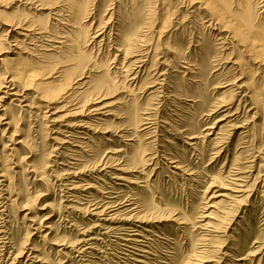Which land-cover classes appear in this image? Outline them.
<instances>
[{
  "label": "rangeland",
  "instance_id": "374dc122",
  "mask_svg": "<svg viewBox=\"0 0 264 264\" xmlns=\"http://www.w3.org/2000/svg\"><path fill=\"white\" fill-rule=\"evenodd\" d=\"M2 1L0 15L8 17L4 7L25 0ZM133 1L90 0L86 23H92L89 33L97 34L90 57L82 55L89 61L81 58L78 63L87 66L85 75L92 63L107 64L118 88L105 98L91 96L85 84L65 110L44 108L37 94L52 92L81 68L60 63L62 57L54 53L41 72L64 65L68 69L61 79L40 88L33 86L40 79L25 90L19 85L18 95L0 92V264H264V64L254 61L262 49L232 29L219 31L223 27L211 21L200 3L153 0L147 6L154 10L151 30L143 28L147 40L133 53L146 60L137 75H128L126 66L137 57L124 62L114 27L117 14L124 18ZM38 4L28 3V11L37 12ZM19 8L15 15L23 12L22 5ZM53 13L49 23L55 26L61 14ZM259 15L264 21V12ZM162 19L168 26L160 30ZM0 24L2 59L17 49L14 35ZM56 25L54 31L62 32L61 24ZM179 47L182 53L177 55ZM204 54L218 58L203 63ZM236 58L238 65H233ZM11 66L0 61V82L10 78ZM236 77L238 85L249 79L251 89L234 87V94L222 93L227 87L214 88ZM254 90L258 106L249 98ZM88 96L99 100L87 105L89 109L108 104L102 109L106 114L93 116L91 109L78 115L68 112L86 107ZM217 101L230 102L225 107L234 112L222 123L215 121L226 108L210 112ZM134 109L145 117L137 127L131 118ZM10 117L19 121L7 124ZM69 120L89 122L94 128H78L74 140L59 145L62 138L67 140L70 129L64 125ZM71 168L75 174H67Z\"/></svg>",
  "mask_w": 264,
  "mask_h": 264
},
{
  "label": "bare ground",
  "instance_id": "6f19581e",
  "mask_svg": "<svg viewBox=\"0 0 264 264\" xmlns=\"http://www.w3.org/2000/svg\"><path fill=\"white\" fill-rule=\"evenodd\" d=\"M32 1L33 0H25L24 1L25 3L23 1H20V5H22V10H23V12L26 11L27 12L26 14H24L23 12H21V14H19V15L16 14L15 15V11L17 13V10L20 9L19 8L20 5H17L15 7H12L13 5H9V7L8 6L7 7L6 6L4 7V8L9 9V12L6 13V14H9V16L8 17H1V15H0V17L2 18V20H0V23L4 24L5 29H7V31H6L7 33L6 34H8L10 32L11 35H14L13 41L15 43H13V45H15V48L17 49V50L11 49V51H10L11 54H12L11 56H9V57L6 56V57L0 59V61H2V62H4L5 60L10 61L11 62V65H12L11 67H8V68H11L10 71L8 72L10 78L3 79L0 82V92H1V94L3 93V94L18 95L19 94V91L17 89V86L20 85L22 87V89L24 88V90H25V89H27L28 87L31 86V81L33 82L34 80L36 81V80L40 79V81L38 80L39 82H37V81L36 82H33V86L35 88H40L42 86H48V85H50L52 83V81L55 80V79H57V78L58 79H61V77L63 76V73H64V69L65 70L68 69L64 65H60L59 64L60 65L59 67L51 66V67L48 68V70L46 72H44V71L41 72V69L44 70L43 67H47V63L45 64V62L48 61V59L50 57V53L59 54L62 57V60L60 61V63H64V62H68L69 61L68 64H74V63L79 64L80 63L79 61H81L82 59L83 60L85 59L83 56L86 53L90 57L89 54H91V48L92 47L89 48V46H91V44L94 42V38L96 37V34H97L96 33L95 35L94 34L91 35V33H89V30H90V28L92 26V23L89 24V25L86 23L87 20H88L87 18L89 16L88 15V7L90 5V0H54L53 2H45V1L42 2V0H36V1H39V4H38L39 7L37 9V12L28 11V10H30V8H27V4L28 3L31 4ZM261 1L263 2L264 0H261ZM179 2H180V0H179ZM179 2H177V3H179ZM181 2H183V3L186 2V3H189L190 5H195L196 3H200L202 5L201 8H203V10H205L211 16V21L212 20H215L216 24H219V26L223 27V29H220L219 31H223L224 29H232L233 30V33L236 36H242V38H246V39L249 38V39H251L250 41L252 42V44L256 43L262 49V54L259 53V55L256 56V54L254 53L257 58H255V60L254 59L253 60L254 61L257 60L256 62L260 61L261 64H264V21H262V19L260 20V15H259L260 13H263L264 12V5H262V3H261L260 6H257L256 7V5L259 3V0H181ZM153 3H154L153 0H134L133 1V4L130 5V6H132V7H130L131 9L128 11L127 14H125L126 16L125 15L123 16L124 18H122V16H120L119 14H117L118 15V18L116 20V24H115V27H114V28H116L115 29L116 30V33H115L116 35H115V38H114L115 39V44L119 48V51H122L124 53L123 56L125 55V57H126L124 59V62H125V60L127 58L129 59V58L137 57L136 59L129 61L128 68L126 66V69L128 71L127 72L128 75H130L131 73L134 74V75H137V73L139 72V70L142 67V63H144V61L146 60V59L144 60L142 58L143 56H141V55H139V56L138 55H133V53L135 54V52H137L136 50H138V47L140 45V42L142 43V41H144L146 39V38H144V37H146V35L144 36V34H143V30H144L143 28L147 27V28H149V30H151L150 28L152 27V22H153L152 15H153V11L154 10H152L150 8L148 9L147 6H151V4H153ZM168 3H170V2H168ZM180 5H182V4H180ZM10 8H14V9L13 10L11 9V11H10ZM198 8H200L199 5H198ZM257 9H258V11H257ZM46 10H47V13H44ZM52 11L54 12L53 14H55V13L56 14H61V17L60 18L58 17V19L57 18L56 19L58 20L57 23L61 24L60 31L62 29V32L54 31V28L57 27V25H56L57 23L54 24L55 26H53V24L51 22L49 23L50 17H51L50 15H51ZM62 13H65V14L62 15ZM169 13H171V11ZM165 16H166L165 18H168L167 16H169V15H165ZM257 16L259 17V19H258ZM42 20L44 21V23L41 22ZM162 20L163 21H162V23L160 25V30H162L164 28L166 29V27L168 26V24H167L168 20L167 19H162ZM179 22H180V20H179ZM111 23H113V21ZM210 24L211 23H209V25ZM213 24H214V22H213ZM58 26H60V25H58ZM216 27H217L216 28V30H217L218 29V26H216ZM63 28H65V30ZM213 28H214V25H213ZM223 39H225V38H223ZM47 41H49V42H47ZM250 41L248 40L249 43H250ZM46 43H49V44H46ZM142 45H144V43ZM249 50L252 51V49H249ZM251 51H249V52H251ZM255 51L257 53V50H255ZM144 53H146V52H144ZM180 53H182V52H180V47H179V54H178V51H177V55H180ZM260 54H261L262 58L261 59H258V57L260 58ZM7 55H8V53H7ZM216 55H215V57H216ZM219 55H221V54H219ZM212 57L215 60H217L216 58H218V56L215 58L214 56H212L210 54H204L201 59H202V62L203 63L206 60H207V62H211V61H208V60H210V58H212ZM226 58H227V56H226ZM88 61L89 60H86L85 59L84 62H88ZM124 62H122V63H124ZM219 62H220V60H219ZM222 62H223V60H222ZM238 62L239 61L236 58V60H234L232 62V64L233 65H235V64L238 65ZM29 64H32V67L31 66L29 67ZM80 65H81V68H80L79 72L77 71L78 73H76L75 75L69 76L68 79L66 78V81L65 82L63 81L62 83H60L61 82L60 81L59 82V85H56V87L53 86V87H55V89H53L52 92L46 94V92L43 91L40 94L39 93L37 94L38 98L42 102H44V104H46L44 108H48V107H50V105H55V109L58 108V109H61V110H65L67 104L70 103L71 101H73L75 94L78 93L79 88H80L79 85H85V84L87 85L88 84L89 87L87 89L90 91V93H93V94H91V96L97 94V96H100V98L101 97H104V96H106V95H108L110 93H112L113 91H115L118 88V82H116L115 81V78L110 75L111 74L109 72L110 69L106 66L107 64H105L103 62L102 63H100V62H94V63H92L91 68L90 67H89L90 69L87 68L88 69L87 73L89 74V75L86 74L87 76L85 75V72H84L87 66L84 65L85 66V68H84V66L82 64H79L78 66H80ZM133 65H136L135 69H129L130 66H133ZM214 66L215 67L218 66V63L214 64ZM208 67H209V65H208ZM232 69L234 70V68H231L229 70L232 71ZM133 70H134L135 73L132 72ZM250 71H252V70H250ZM0 72H1V69H0ZM2 74L3 73H0V75H2ZM84 76L89 78V81L88 82L87 81H81L82 79H84ZM225 76H224V78H225ZM133 78H134V76H132V79ZM230 78H231V76H229V79ZM229 79H228V81H229ZM239 80H240V77H238V78L236 77L232 81L230 80L231 82H229V83H227L225 85H222V86H221L220 83H223V82H218V83H216V86L214 88L219 89V88H226L227 87V89H225L222 93H234V94H236L235 93L236 90H234V87L236 89H241L243 87L248 88V86H250L249 88L251 89V83L252 82L250 83V80L249 79H248L247 82L244 81L245 83H241V84L238 85L237 83L239 82ZM197 81H199V79ZM235 81H237V82H235ZM224 82H226V80ZM123 83H125V82H123ZM10 86H11V88H9ZM2 88H6V90H3L2 91ZM125 88H129V87H127V85H126ZM140 88H142V87H140ZM152 88H153V86H152ZM11 89H12V92L10 91ZM128 90L130 91L129 93H131L132 90H133V88H132V90L131 89H128ZM46 91H47V89H46ZM256 92L257 91L254 90V92H252V94L249 95V98H251V100L254 99L253 102L256 103L257 106H258V104H259V100H258L259 93H256ZM247 94H248V92L246 93V95ZM2 96L3 95L0 96V100H1ZM76 96H77V94H76ZM128 96H130V95H128ZM133 97L134 96L132 95V97H130V98H133ZM96 98L92 99V97H89L83 103V104H86V107L84 105L83 108L80 109V107L77 106L76 107V110L71 111V109H70L68 112H70L73 115H78V114H81L82 112L85 113V110L86 109L87 110L89 109V106H87V105H89L91 102H94ZM230 99H232V98H230ZM230 99H228V100H230ZM197 100H199V99H197ZM98 101L99 100L95 101L94 103H96ZM239 101H240V99H239ZM215 103L216 104H213L212 105L213 108L210 109V112H212V111L215 112V111L219 110L222 107L226 108L225 106L227 104H231L230 102L229 103H225V101H217ZM25 106L28 107V104H25ZM37 106H39V104ZM64 106H65V108L62 109ZM106 107H108V104L102 105V106L101 105L100 106L97 105V106L93 107L92 109L90 108L91 110L89 109L90 110V113L89 114H92L93 116H94V114H101V113L102 114H106L107 111L106 112H103L102 111V109H104ZM237 108H236V110H237ZM222 111H224L223 114L222 115L220 114L221 116L216 121L214 120L215 122H218L219 123V122H221L223 120H226V119L230 118L231 116H233V113H234V112L231 113V111L228 109V107L226 109L222 110ZM68 112H66V113H68ZM66 113H65V116H68ZM146 113L147 112H145L144 114H146ZM147 114H149V113H147ZM59 116H62V115H59ZM131 118L134 119V121H133L134 126L137 127L138 126L137 124L140 123L139 122L140 121V118L142 120L143 117H140V115L138 113V110L137 109H134ZM9 119H10V122L11 123L9 122L7 124H12L13 122L16 123V122L19 121V119L18 118H15V117H10ZM55 119L53 118L51 120H55ZM227 124H229V123H227ZM90 125L91 124L89 122H82V121H76V122H74V121H70L69 120L64 125L65 128L70 129V130L67 131L68 134H69V135L67 134V136H66V139L67 140H64V138H62V142H59L58 141L59 142V145H60V143L65 144L67 142H70V141L74 140V137H75V134H76V132H75L76 129H78V128H86V127L87 128H90ZM227 126L228 125H226L225 127H227ZM225 127L222 126L223 129H225ZM92 128H94V127L92 126ZM223 129L220 128V130H223ZM206 130H208V129H206ZM92 131H93V129H92ZM25 141H27V140H25ZM55 141H57V140H55ZM18 142L22 143L21 141H18ZM226 145H225V147H226ZM24 146L26 147V144ZM61 147H63V146H61ZM64 152H67V151H64ZM261 152H263V151L261 150ZM66 154H70L71 155V153H66ZM68 158H70V157H68ZM71 159H73V158H71ZM171 163H174L173 166L175 167V169H178V168H179V170L181 169V166H179V163H177V161H171ZM45 165H47V164H45ZM34 167L36 168V169L34 168L35 170H38L39 169L38 166L36 167L34 165ZM182 167H183V165H182ZM73 168H71V170L67 174H70V175L75 174L74 173L75 170ZM79 170L80 169H78V171ZM32 171H33V169H32ZM234 176H236V174ZM237 176H238V174H237ZM233 179L234 178H232V180ZM237 179H236V181H237ZM239 179H240V177H239ZM64 181H67V180H64ZM71 182H73V181H71ZM64 183H68L67 185L64 184V186H68V187L71 186V189L79 188L77 185L74 186V183H70V182H64ZM133 183H135V182H133ZM78 185H79V183H78ZM87 185H89V184H87ZM237 186H240V184L237 185ZM80 188H81V186H80ZM233 188H235V187H233ZM235 190L236 189H234L233 191H235ZM221 196H226V195H223V193H222ZM0 206H1V202H0ZM99 207H97V208L99 209ZM101 211H102V209H101ZM100 214H101V212H100ZM206 215L208 216V214H206ZM129 231H131V230H129ZM2 241H3V239H2ZM78 250H80V249H78Z\"/></svg>",
  "mask_w": 264,
  "mask_h": 264
}]
</instances>
